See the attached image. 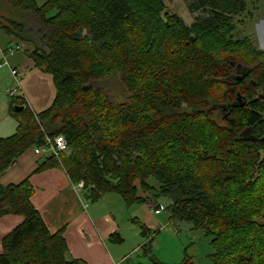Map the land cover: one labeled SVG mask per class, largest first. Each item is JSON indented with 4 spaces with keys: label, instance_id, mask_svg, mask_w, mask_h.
Returning a JSON list of instances; mask_svg holds the SVG:
<instances>
[{
    "label": "trees",
    "instance_id": "16d2710c",
    "mask_svg": "<svg viewBox=\"0 0 264 264\" xmlns=\"http://www.w3.org/2000/svg\"><path fill=\"white\" fill-rule=\"evenodd\" d=\"M254 1L187 0L195 17L186 25L163 0H0L18 18L4 33L29 43L55 88L37 114L11 98L16 128L0 137V176L45 136L62 135L69 153L42 159L34 173L63 169L90 203L116 194L129 207L147 200L138 191L167 197L171 220L210 238V264H264V50L234 38V20ZM112 75L125 102L90 85ZM32 194L27 178L0 184V218L23 219L1 239L0 264H82L67 259L62 230L49 232ZM153 240L143 252L161 264ZM178 264H192L185 251Z\"/></svg>",
    "mask_w": 264,
    "mask_h": 264
},
{
    "label": "crops",
    "instance_id": "0c3cea01",
    "mask_svg": "<svg viewBox=\"0 0 264 264\" xmlns=\"http://www.w3.org/2000/svg\"><path fill=\"white\" fill-rule=\"evenodd\" d=\"M30 47L0 32V60L5 57L7 61V65L1 68L16 69L21 73L15 97L24 99L30 110L37 114L52 104L55 88L52 77L40 72L29 58ZM10 100V97L7 100L0 98V137L15 132L16 123L8 115ZM41 161L32 150L25 152L0 177V184H18L28 179L33 188L30 201L50 233L62 230L68 260L82 264H153L143 252V246L153 237L152 255L157 262L178 264L182 261L184 251L178 253L176 250L178 232L173 229L175 223L158 221L162 210L158 214L154 210L162 207L153 205L147 193L138 191L139 198L147 199L140 203L144 204L140 208L127 207L116 194L104 195L97 202L90 203L82 191L74 189L75 184L63 169L34 173ZM143 208L148 211L143 212ZM22 220L16 215L0 218V253L1 239ZM142 228L149 232L148 237L143 236Z\"/></svg>",
    "mask_w": 264,
    "mask_h": 264
},
{
    "label": "rangeland",
    "instance_id": "374dc122",
    "mask_svg": "<svg viewBox=\"0 0 264 264\" xmlns=\"http://www.w3.org/2000/svg\"><path fill=\"white\" fill-rule=\"evenodd\" d=\"M45 1L46 0H36L38 5H41ZM163 2L166 8L165 12L167 14H176L185 22L186 25H190L193 22L195 16L189 13L187 8V0H163ZM2 5L8 9V11L5 9L6 14L2 13L4 11L1 12L0 10V32L3 34L4 30L2 26L8 27V21L18 20V18L16 19V17L12 15L11 11L14 10L10 8L5 2L2 3ZM247 12L249 13L248 15L245 14L234 20L236 21V31L234 33V38L241 39L244 36H248L255 48L264 50V0H256L253 3H248ZM24 43L26 47H29L28 42ZM8 52L9 51H7L6 54ZM15 85L16 84L13 77L11 76L10 70L4 67L1 68L0 98L7 100V98H9L7 96V90L14 89ZM90 85L92 87L104 89V91L109 94L110 100L112 102H125L128 98L127 92L119 85L117 75H112L102 80H93ZM216 103L217 102L214 100L210 101V105ZM211 116L217 123L221 124V115H219L217 111H212ZM147 183L150 187L155 189L158 187V183L154 178H150ZM147 195L149 199H151L149 201H151L153 205L162 207V214L158 218V221L160 223H175L173 229L178 232V236L176 238V250H178V253L179 250H181L182 253L185 251L186 255L191 258L192 264H210L209 255L212 253L210 238L206 237L201 230L193 229L190 223L171 220L170 213L167 210V207L171 203L169 198L163 196L152 197L150 194ZM141 205L144 204H134L132 207L140 208ZM142 211L147 212L148 209L143 208ZM259 222H264V218L260 219ZM183 256L184 255H182V258H184Z\"/></svg>",
    "mask_w": 264,
    "mask_h": 264
},
{
    "label": "built area",
    "instance_id": "2783aa9c",
    "mask_svg": "<svg viewBox=\"0 0 264 264\" xmlns=\"http://www.w3.org/2000/svg\"><path fill=\"white\" fill-rule=\"evenodd\" d=\"M15 50H18V47H15ZM10 52H12L10 50ZM4 65H7V61L5 57H2L0 60V68ZM11 76L13 77L15 81V88L12 90H8L7 94L10 98H14L17 95V91L19 88V82H20V72H18L16 69H10ZM33 153L36 156H39L42 159H45L47 157H53L57 160L60 159L62 155H67L69 153L67 141L62 135H55V136H45L43 139V142L40 146L33 149ZM74 189L77 192H81L83 189V183L79 182L74 185ZM162 208H159L158 210H154L156 214H158Z\"/></svg>",
    "mask_w": 264,
    "mask_h": 264
},
{
    "label": "water",
    "instance_id": "95a60500",
    "mask_svg": "<svg viewBox=\"0 0 264 264\" xmlns=\"http://www.w3.org/2000/svg\"><path fill=\"white\" fill-rule=\"evenodd\" d=\"M249 72L250 71H247V72H245V73H241L240 75H238L237 77H236V79L237 80H243L244 78H246L247 76H248V74H249ZM240 98H237V102H240ZM244 104H245V101H243V104L242 105H240L241 107L242 106H244ZM218 108H221V109H223L224 111H226V110H228V108H229V106L228 105H223V106H218ZM13 110L14 111H22V110H24V106H19V105H15V106H13Z\"/></svg>",
    "mask_w": 264,
    "mask_h": 264
}]
</instances>
